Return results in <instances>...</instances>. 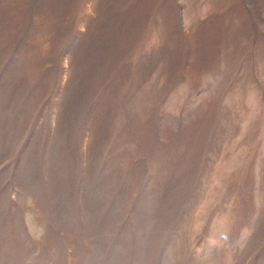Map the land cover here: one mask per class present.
<instances>
[{"label":"rangeland","instance_id":"1","mask_svg":"<svg viewBox=\"0 0 264 264\" xmlns=\"http://www.w3.org/2000/svg\"><path fill=\"white\" fill-rule=\"evenodd\" d=\"M0 264H264V0H0Z\"/></svg>","mask_w":264,"mask_h":264}]
</instances>
